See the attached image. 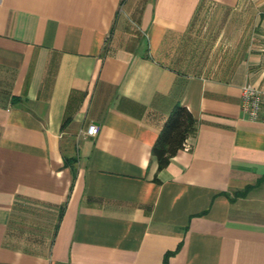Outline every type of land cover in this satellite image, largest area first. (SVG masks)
Returning <instances> with one entry per match:
<instances>
[{"label": "crops", "instance_id": "0c3cea01", "mask_svg": "<svg viewBox=\"0 0 264 264\" xmlns=\"http://www.w3.org/2000/svg\"><path fill=\"white\" fill-rule=\"evenodd\" d=\"M247 82L264 0H0V264H264ZM178 104L196 130L158 170Z\"/></svg>", "mask_w": 264, "mask_h": 264}, {"label": "trees", "instance_id": "16d2710c", "mask_svg": "<svg viewBox=\"0 0 264 264\" xmlns=\"http://www.w3.org/2000/svg\"><path fill=\"white\" fill-rule=\"evenodd\" d=\"M195 130L194 115L185 106L175 105L152 146V156L157 162L158 170L163 169L171 157L183 148L185 141Z\"/></svg>", "mask_w": 264, "mask_h": 264}, {"label": "built area", "instance_id": "2783aa9c", "mask_svg": "<svg viewBox=\"0 0 264 264\" xmlns=\"http://www.w3.org/2000/svg\"><path fill=\"white\" fill-rule=\"evenodd\" d=\"M240 90L242 112L248 119L264 123V88L247 82L241 86ZM86 132L90 135L96 134L98 125L91 123ZM183 147L188 148L186 141Z\"/></svg>", "mask_w": 264, "mask_h": 264}]
</instances>
